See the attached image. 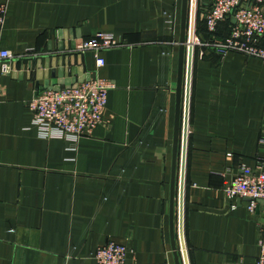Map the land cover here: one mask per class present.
Instances as JSON below:
<instances>
[{"label": "crops", "instance_id": "1", "mask_svg": "<svg viewBox=\"0 0 264 264\" xmlns=\"http://www.w3.org/2000/svg\"><path fill=\"white\" fill-rule=\"evenodd\" d=\"M1 4L0 48L21 56L35 49L37 57L20 56L11 73L0 72V264H96L93 252L109 240L132 249L127 264H185L179 185L186 61L173 217L178 262L171 224L182 0ZM207 6L197 0L200 37ZM99 31L123 46L104 51L106 63L96 70L94 56L71 44ZM46 61L115 85L102 122L76 142L40 138L32 125L28 103ZM263 130L264 60L195 45L183 211L189 264H257L264 203L251 213L248 198H237L231 208L223 187L243 164L264 169Z\"/></svg>", "mask_w": 264, "mask_h": 264}, {"label": "built area", "instance_id": "2", "mask_svg": "<svg viewBox=\"0 0 264 264\" xmlns=\"http://www.w3.org/2000/svg\"><path fill=\"white\" fill-rule=\"evenodd\" d=\"M206 2L211 3L205 15L206 28L211 36L202 38L195 34L194 45L214 50L220 56L233 51L264 60V0ZM5 12L6 4H1V17ZM229 18L236 20L229 35L216 36L219 24ZM121 46L123 44L113 33L99 31L91 38L79 42L73 51L81 54L91 53L97 70L106 63L102 53ZM35 51L29 49L21 56L9 49L0 48V72L11 73L13 62L18 57L37 56ZM114 87L112 82L90 72L89 78H85L75 87L39 92L28 103L33 112L32 125L36 127L38 136L43 139L56 138L76 142L82 136L91 134L102 122L109 91ZM259 146L264 150V130L259 139ZM262 160H259V163ZM261 166L262 164H259L256 169H252L243 164L241 171L234 174L224 185L223 192L231 202V208H236L233 203L235 199L248 198L247 208L254 213L259 200L264 201V169ZM131 253L132 249L128 245L109 240L99 246L92 257L96 264H127L128 255ZM257 264H264V229L260 238Z\"/></svg>", "mask_w": 264, "mask_h": 264}, {"label": "water", "instance_id": "3", "mask_svg": "<svg viewBox=\"0 0 264 264\" xmlns=\"http://www.w3.org/2000/svg\"><path fill=\"white\" fill-rule=\"evenodd\" d=\"M211 5V3H209ZM196 10L197 0H182L181 7V29H180V44H179V71H178V83H177V114H176V130L174 141V173L172 179V192H171V224H172V245L175 250L176 261L178 262L177 246L174 238L173 229V217H174V197H175V172H176V160L179 143V126L181 115V94L182 83L184 76V67L186 61V92H185V115H184V134H183V149H182V165H181V180L179 187V215H180V238L183 247L185 264H189L187 250L184 239V226H183V211H184V188H185V158L187 149V124L189 117V99H190V86H191V73L194 56V41L195 26H196ZM236 20L232 18V22ZM77 44L72 43L71 47L74 49ZM63 49V48H60ZM187 56V57H186ZM37 56H31L26 58H35ZM42 66V63H41ZM39 67V69L41 68ZM79 75V76H78ZM36 90L37 94L40 92L41 87L46 89L59 90L62 87H75L78 83L82 82L85 78H89V74L83 70L81 73H74L67 68L62 67L59 64V68L52 61L49 63L46 61L45 70L43 72H36ZM43 80V84L40 81ZM249 200V199H248ZM260 203H264L263 200H259Z\"/></svg>", "mask_w": 264, "mask_h": 264}, {"label": "trees", "instance_id": "4", "mask_svg": "<svg viewBox=\"0 0 264 264\" xmlns=\"http://www.w3.org/2000/svg\"><path fill=\"white\" fill-rule=\"evenodd\" d=\"M207 8H208V6H207ZM197 24H198V31H201L203 33L202 38H208L211 36V34L208 32V30L206 28L205 18L202 20L200 18H198ZM232 24H233V22H232V19H230V18L221 22L218 26L217 31L215 32V35L218 37H225V36L229 35Z\"/></svg>", "mask_w": 264, "mask_h": 264}, {"label": "bare ground", "instance_id": "5", "mask_svg": "<svg viewBox=\"0 0 264 264\" xmlns=\"http://www.w3.org/2000/svg\"><path fill=\"white\" fill-rule=\"evenodd\" d=\"M193 41H194V38H193Z\"/></svg>", "mask_w": 264, "mask_h": 264}]
</instances>
